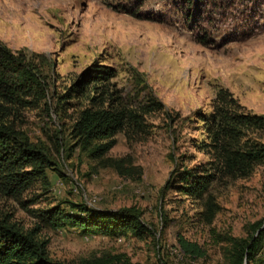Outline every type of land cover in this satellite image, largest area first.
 Listing matches in <instances>:
<instances>
[{"label":"rangeland","instance_id":"1","mask_svg":"<svg viewBox=\"0 0 264 264\" xmlns=\"http://www.w3.org/2000/svg\"><path fill=\"white\" fill-rule=\"evenodd\" d=\"M0 44L36 56L44 70V99L11 120L49 159L25 191L0 194V218L23 231L38 229L50 259L229 264L227 237L264 227V159L246 176H226L209 135L216 111L223 118L264 117V0H0ZM105 66L113 77L64 97L88 79L90 72L82 77L87 68ZM220 90L226 101L218 100ZM91 98L126 105L140 120L139 127L118 132L99 159L71 134L81 110L96 103ZM153 104L160 107L142 113ZM239 130V147L264 145V125ZM125 157L134 173L121 175L107 164ZM186 168L210 173L206 193L162 192ZM71 203L134 207L149 230L116 239L52 227L40 217L53 206L70 212ZM178 236L203 255H185Z\"/></svg>","mask_w":264,"mask_h":264},{"label":"trees","instance_id":"2","mask_svg":"<svg viewBox=\"0 0 264 264\" xmlns=\"http://www.w3.org/2000/svg\"><path fill=\"white\" fill-rule=\"evenodd\" d=\"M91 73L88 79L74 83L64 97L82 86L94 82L107 81L114 76L113 69L87 68L82 77ZM81 83V86H80ZM79 87V88H78ZM47 79L36 56L22 52L14 53L0 44V194L16 196L25 191L41 176L49 165L46 154L18 129L11 120L12 115L20 108L37 106L45 97ZM218 100L226 101L221 90ZM91 106L84 108L71 127V134L80 145L89 149L93 158L103 157L116 143L114 136L126 128H137L140 120L137 114L121 103H111L105 98L96 101L91 98ZM106 104V105H104ZM160 104L151 105L143 114L153 111ZM212 123L210 136L216 157L220 160L226 176L241 177L248 175L256 162L264 159V145L258 148L239 147L237 136L240 127H262L264 117L240 115L223 118L220 111L209 117ZM230 142L223 141V137ZM108 165L119 174L134 173L131 158H111ZM204 172V171H203ZM173 175V173H172ZM213 180L210 173L193 171V168L178 170L175 177H170L162 188H168L185 195L201 197L206 193L208 184ZM71 211L65 212L57 206L43 210L40 217L52 227L69 226L76 228L83 235H102L114 238L128 233L139 235L149 229L134 207L118 210L95 209L84 204H70ZM38 229L23 231L19 226L0 218V264H66L52 260L47 256L46 244L38 240ZM264 236V227L257 224L246 237H227V258L229 264H264V257L259 256ZM182 252L196 258L203 255V250L194 242L182 236L177 237ZM84 264H107L102 259H87Z\"/></svg>","mask_w":264,"mask_h":264}]
</instances>
